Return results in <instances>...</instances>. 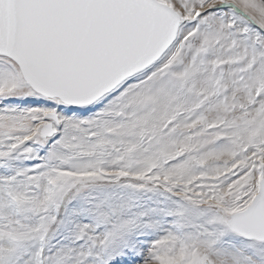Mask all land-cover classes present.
I'll use <instances>...</instances> for the list:
<instances>
[{
    "label": "snow or ice",
    "instance_id": "obj_1",
    "mask_svg": "<svg viewBox=\"0 0 264 264\" xmlns=\"http://www.w3.org/2000/svg\"><path fill=\"white\" fill-rule=\"evenodd\" d=\"M0 264H264V0H0Z\"/></svg>",
    "mask_w": 264,
    "mask_h": 264
}]
</instances>
